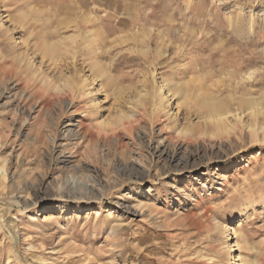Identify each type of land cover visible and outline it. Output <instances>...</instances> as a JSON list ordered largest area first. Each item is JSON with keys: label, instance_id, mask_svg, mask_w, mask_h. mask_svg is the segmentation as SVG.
<instances>
[{"label": "rangeland", "instance_id": "374dc122", "mask_svg": "<svg viewBox=\"0 0 264 264\" xmlns=\"http://www.w3.org/2000/svg\"><path fill=\"white\" fill-rule=\"evenodd\" d=\"M0 264H264V0H0Z\"/></svg>", "mask_w": 264, "mask_h": 264}, {"label": "bare ground", "instance_id": "6f19581e", "mask_svg": "<svg viewBox=\"0 0 264 264\" xmlns=\"http://www.w3.org/2000/svg\"><path fill=\"white\" fill-rule=\"evenodd\" d=\"M165 98V94L163 95V99ZM52 214H47V215H45V217H44V221H47L48 219H51V216Z\"/></svg>", "mask_w": 264, "mask_h": 264}]
</instances>
